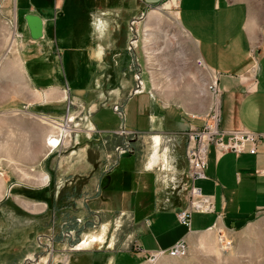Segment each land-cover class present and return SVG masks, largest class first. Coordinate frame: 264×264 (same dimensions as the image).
Listing matches in <instances>:
<instances>
[{
    "label": "crops",
    "instance_id": "1",
    "mask_svg": "<svg viewBox=\"0 0 264 264\" xmlns=\"http://www.w3.org/2000/svg\"><path fill=\"white\" fill-rule=\"evenodd\" d=\"M113 1L104 7L101 14H97L99 17L104 15L106 22L108 21L104 27L105 37L100 40L92 35L90 24L91 17L97 12L96 0H59L55 6L57 11L54 13L52 5L35 11L44 18V36L34 39L29 32L25 44L26 71L36 90L41 92L36 94V97L39 95L38 102L54 103L68 97L74 103L85 106V113L83 111L78 115V124L86 134L82 132L84 142L77 140L72 152L62 155L63 160L68 162L64 164L62 161L59 164L63 166L64 174L70 175L73 180L76 179V184H80V177L97 175L95 159L98 158V152L101 153V159H106L118 144H126V147L129 145L130 148L115 150L117 161L112 165L108 164L106 159L105 166L100 171L106 178L105 186H101L98 199L93 200L98 204L92 207H120L134 211L135 239L148 250H165L179 239L188 238L191 232L207 230L214 225L224 226L233 219L264 210V0ZM172 7H175V10L169 11V17L161 13V8ZM114 15L120 16L121 19L111 21L110 17ZM172 16L176 25H164L165 29L169 26V36L168 40H164L165 54L162 59L160 55H154L155 52L149 50L152 43L150 40L154 38L158 25L163 26V20ZM53 17L56 22V37H62V42H65L64 45L60 44L61 47L73 49L75 54L70 53L74 62L78 58L77 63L83 65V61L88 58V62L98 63L107 57L109 60L104 62L112 63L116 55L122 52L124 58H121L120 63L124 61L128 71L133 67L135 70L130 76H121L118 86H103V78L99 74L94 76L95 83L90 86L82 84L78 78L70 75L69 83L73 86L70 85L72 87L66 89L57 78V73L47 82H42V71L35 66L30 70L29 61L38 54L40 56V52L45 54L46 48L38 49L45 41L50 45L53 37L49 28L52 26ZM155 22L160 24L154 26ZM100 27L102 28V24L96 25L99 29L95 30H100ZM53 30L55 31V27ZM34 45L39 47L36 51H31ZM178 45L183 49L184 55L172 50ZM119 47L122 48L120 51L113 50ZM51 56H46V59H52ZM154 60L157 61L156 64ZM199 60L201 64L198 63ZM178 63H184V70H177ZM123 73L125 75L128 72ZM216 77L220 89L217 96L208 85ZM136 95L144 97L140 100ZM108 96L115 101L109 104V101L104 99ZM132 97H136L133 101L136 114L141 121L147 117V121L140 126L142 129L138 130L125 122L121 127L113 126L114 129L110 132L115 131L121 142L115 146L106 144L112 137L103 134L105 131L98 126L95 114L100 106L109 105L125 119L123 107ZM105 100V104H101ZM116 104L118 108L115 107ZM215 104L220 112V126L225 131L226 138L229 131L238 129L256 131L263 136L257 143L256 152L250 151L251 142L239 152L222 151L215 143L209 145L207 176L197 179L201 180L200 185H197L204 186V192L210 195L213 201L211 209L220 210L216 213L217 220L212 218L195 228L192 227L194 231H190L178 217V211L186 206L187 200L183 196H166L160 184L166 167L159 166V163L160 159H163L162 163L167 166V148L161 152V142L159 157L153 162L154 165H150L154 151L146 161L144 154L137 152L133 138V141L128 142L130 138L125 134L128 132L122 130L126 126L136 132L157 131L152 138L159 135L163 141L162 134L176 136L192 126L204 124ZM44 109L46 111L45 106L40 105L39 110L33 111L47 116L53 115L44 112ZM43 119L44 117L38 126L42 130L41 137L45 139L49 130L47 119ZM184 126L185 128H182ZM93 128L97 129L94 135L98 133L95 138L94 135L91 137ZM141 140V143H144L147 139ZM99 143L102 146H98ZM126 150L136 155V168L115 169L120 154ZM49 153L50 151L47 156ZM174 162L175 175L181 180L184 177L183 171L186 172L187 169L185 155L177 153ZM44 172L47 173L41 177L40 182L47 177L46 183L50 172L48 168L42 169L41 174ZM176 182L177 180L173 181L174 184ZM176 188L177 184L170 189L175 191ZM177 193L179 195L181 192ZM237 195L243 204L238 205L236 211H228L230 201ZM251 203L253 210L243 212ZM106 227L105 224L100 232L87 233L80 242L87 239L92 242L89 246L95 245L99 240H103ZM139 256L141 254L135 251L119 252L116 255L118 260L114 264H125V258H131L132 264H139ZM110 258L113 264L115 257L111 255Z\"/></svg>",
    "mask_w": 264,
    "mask_h": 264
},
{
    "label": "rangeland",
    "instance_id": "2",
    "mask_svg": "<svg viewBox=\"0 0 264 264\" xmlns=\"http://www.w3.org/2000/svg\"><path fill=\"white\" fill-rule=\"evenodd\" d=\"M57 2L59 0H0V264H111V255L115 257L114 264L118 260L117 253L124 251L139 252L141 254L137 261L139 264H264V210L240 219H233L230 223L226 222L224 226L214 225L207 230L194 231L192 227L195 228L212 218L217 220L216 213L220 208L217 211L194 209L191 227L186 224L189 230L194 232L189 234V239L181 238L187 243V253L181 256L167 254L170 248L181 240L179 239L165 249V254L155 258L150 256L151 252L161 249L148 250L135 239L136 214L134 211L120 207H92L98 204L93 200L98 199L101 186L102 188L105 186L106 178L100 171L105 166L106 159L108 164L112 165L117 161L115 150L130 148L129 145L126 147V144L120 143V137L115 131H110L114 129L113 126H123L124 122L137 130L142 129L140 126L147 121V117L141 121L142 119L136 114L133 101L136 97L142 100L141 97L144 96L136 95L135 98L132 97L126 102L123 107L126 114L125 119L109 105L100 106L95 114L98 126L105 131L103 134L112 137L106 144L111 143V146H115L120 143L106 159H101V153L98 152V158L95 159L98 168L95 171L96 176L80 177V184H76V179L73 180L70 175L64 174L63 166L59 164L62 161L64 164L68 162L63 160L62 155L72 152L77 140L84 142L82 134L84 131L78 124V115L83 111L85 113V106L74 103L68 97L63 101L40 104L39 95L36 97V94L41 92L34 87L24 61L25 44L30 32L25 14L51 5L54 13L57 11L55 8ZM111 2L114 1L96 0L97 12L94 17H91L90 24L91 33L97 40L105 37L104 27L106 23L108 24L104 15L99 17L97 14H101L104 7ZM173 10L175 7L161 8V13L169 17V13ZM110 18L111 21L121 19L120 16L115 15ZM170 18L163 20V26H159L158 22L154 23V26L158 25V30L154 32V38L150 40L152 43L149 45V50L154 51V55H160L162 59L165 54L164 40H168L169 36V26L165 29L164 25L176 23L175 20L173 21V16ZM51 23L52 26L49 29L53 38L49 42L50 45L45 41L40 48H38L39 45L38 47L34 45L30 49L36 51L37 48L39 50L46 48L45 54L40 52V56L38 54L36 58L29 61L30 70L35 66L42 71L40 75L43 77L42 82H47L53 74L57 73V78L66 89L73 86L69 83L70 75L78 78L82 84L90 86L95 83L94 76L99 74L102 75L103 86H118L121 76L131 75L135 70L133 67L128 71L127 64L124 61L120 63L121 58H124L122 52L116 55L112 63L104 62L109 60L107 57L98 63L88 62V58L83 61V65L77 63L78 58L74 62L71 57V53H74L73 49L61 47L65 42H62V37L60 39L56 37L54 17ZM100 24L102 28L95 30L99 29L96 25ZM175 28L172 29L173 34ZM121 49L119 47L113 50L120 51ZM172 50L183 53L179 45L174 46ZM50 55L52 59H46V56L49 58ZM155 62L157 61L154 60V64ZM177 70H184V63H178ZM124 71L128 73L124 75ZM104 99L109 101V104L115 101L111 99V96ZM106 100L101 104H105ZM40 105L45 106L46 111L44 109V112L53 115L47 116V114L33 111V109L39 110ZM213 106L216 107V104ZM70 116L71 119H69ZM43 117L44 121L46 119L48 121L49 130L45 139L41 137L42 130L38 126ZM62 127H67L69 131L65 132ZM91 131L93 132L92 137L97 129L93 128ZM155 133L158 132H128L125 134L130 138L128 142L134 140L137 152L144 154L147 161L154 151L152 135ZM58 135L61 141L56 148L51 150L47 142L48 136L57 137ZM84 135H86L85 132ZM97 135L98 133L93 138ZM162 137L161 152L167 148L168 155L167 166L162 163L163 159H160L161 164L159 163V166L166 167L160 178L163 192L167 194L166 196L175 195L178 198L183 196L188 205L192 200L189 194L192 180L188 173V165L186 164V172L182 173L184 177L178 180L175 175L174 162V156L177 153L185 155V136L184 134L176 136L162 134ZM143 138L147 140L141 143ZM98 146L102 144L99 143ZM135 157V154L127 150L122 152L115 169H135ZM47 168L50 178L43 184L40 179L47 172L43 174L41 172L42 169ZM176 180L177 188L172 191L170 188H174L173 181ZM196 181V184L200 185L201 180ZM201 187L203 193L207 194L204 192L205 187ZM177 192L181 193L177 195ZM239 197L237 195L233 201H230L228 211H236L237 206L243 204ZM166 203L168 204L167 200ZM251 210H253V203L243 212ZM105 224L107 227L103 240H99L95 245L87 246L88 248L76 249L84 235L100 232ZM138 244L145 250L139 249ZM132 263L131 258H125V264Z\"/></svg>",
    "mask_w": 264,
    "mask_h": 264
},
{
    "label": "built area",
    "instance_id": "3",
    "mask_svg": "<svg viewBox=\"0 0 264 264\" xmlns=\"http://www.w3.org/2000/svg\"><path fill=\"white\" fill-rule=\"evenodd\" d=\"M198 63L201 64V61L199 60ZM209 88L214 95L217 96L220 91L217 77L209 83ZM115 107L118 108V104H116ZM69 119H71V116ZM123 131L136 132L134 129L127 128H123ZM183 134L186 141L185 159L188 165V173L192 180L191 187L189 189V194L192 197V200L188 205L179 211V219L191 227L192 212L194 209L212 210L211 208L213 206V201L210 195L204 194L202 188L196 184L197 179L205 178L207 176L206 170L208 167L209 145L211 143H215L222 151L233 150L239 152L246 148L248 142H251L252 146L250 147V151L256 152L257 143L263 134L248 129H238L229 131L226 138V133L220 126V112L217 105L208 113L204 124L200 126H192ZM60 141L61 137H59V142ZM197 201L200 203H197ZM138 247L141 250H145L139 244ZM165 253L166 251L161 249L152 251L150 256L158 258L160 255ZM186 253L187 243L184 239H181L170 248L169 253L167 254L171 256H181Z\"/></svg>",
    "mask_w": 264,
    "mask_h": 264
},
{
    "label": "bare ground",
    "instance_id": "4",
    "mask_svg": "<svg viewBox=\"0 0 264 264\" xmlns=\"http://www.w3.org/2000/svg\"><path fill=\"white\" fill-rule=\"evenodd\" d=\"M62 129H64L65 130V132H68L69 131V129L66 127H62ZM62 131V130H61ZM64 132V131H63ZM64 132V133H65ZM64 133H62V135H64ZM61 135V134H60ZM59 135L56 137V136H50L49 137V145L51 146V150L52 149H54V148H56L57 146H58V143H59ZM161 142H162V139H161V137L159 136V135H156V136H154V139H153V144H154V155L151 157L152 158V160H151V162H150V165H154V161H156V159L159 157V148H160V145H161ZM46 179H47V177L42 181V182H44L45 183V181H46ZM41 182V183H42ZM197 203H200V202H198L197 201ZM206 208H207V206H206ZM204 210H208V209H204ZM92 241V240H91ZM90 243H92V242H90L89 240H87V239H85V240H83L78 246H77V248L76 249H78V248H85V247H87V246H89L90 245Z\"/></svg>",
    "mask_w": 264,
    "mask_h": 264
},
{
    "label": "water",
    "instance_id": "5",
    "mask_svg": "<svg viewBox=\"0 0 264 264\" xmlns=\"http://www.w3.org/2000/svg\"><path fill=\"white\" fill-rule=\"evenodd\" d=\"M25 18L27 20V24H28L31 36L34 39L43 37L44 36V18L42 17V15L36 12H28L25 14ZM124 127L127 129H130L126 126Z\"/></svg>",
    "mask_w": 264,
    "mask_h": 264
}]
</instances>
